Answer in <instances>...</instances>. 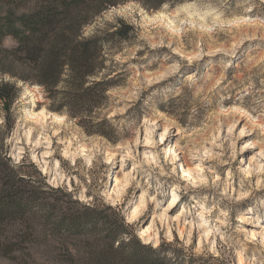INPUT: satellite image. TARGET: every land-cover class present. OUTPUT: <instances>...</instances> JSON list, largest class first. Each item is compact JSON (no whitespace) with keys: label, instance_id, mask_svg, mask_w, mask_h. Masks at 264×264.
<instances>
[{"label":"rangeland","instance_id":"1","mask_svg":"<svg viewBox=\"0 0 264 264\" xmlns=\"http://www.w3.org/2000/svg\"><path fill=\"white\" fill-rule=\"evenodd\" d=\"M41 1L0 0V27L9 12L29 14ZM126 25L125 36L104 41L103 62L87 78V86L110 81L91 112L51 110L59 98L0 70L20 90L10 113L0 102V144L46 205L5 225L1 239L15 250L0 253V264H130L137 239L160 250L162 264H264V0L159 9L125 0L80 37ZM15 45L4 39L0 62ZM43 108L66 118L32 116ZM90 208L106 225L71 224Z\"/></svg>","mask_w":264,"mask_h":264},{"label":"trees","instance_id":"2","mask_svg":"<svg viewBox=\"0 0 264 264\" xmlns=\"http://www.w3.org/2000/svg\"><path fill=\"white\" fill-rule=\"evenodd\" d=\"M123 1L43 0L41 7L29 14L18 16L9 12L0 27V44L6 37H12L16 45L3 50L4 61L0 62V70L24 83L40 84L49 98H59L58 104L49 105L51 110L67 111L75 116L83 111L91 112L94 105L99 103L97 99L107 92L110 81H97L87 86V78L96 74L103 62L104 41L109 39L107 37L125 36L129 26L119 28L105 37L99 34L88 38L80 36L85 24L107 7ZM137 1L142 2L147 9H159L174 0ZM60 87L63 89L60 90ZM19 92L15 83L0 81V102L7 113L12 111ZM40 191L28 175L22 173V165L12 163L4 145L0 144V253L7 255L15 250L12 241L3 242L1 239L6 224L24 218L35 207L46 208L39 200ZM90 209V215L84 213L71 218V224L79 229L87 224L95 227L98 223L106 225L108 217ZM116 237L111 241L112 246L118 242L115 241ZM123 248L124 244L117 249ZM136 248L141 252L131 253L125 259L130 264H162L165 261L157 255L160 250H153L138 239Z\"/></svg>","mask_w":264,"mask_h":264},{"label":"bare ground","instance_id":"3","mask_svg":"<svg viewBox=\"0 0 264 264\" xmlns=\"http://www.w3.org/2000/svg\"><path fill=\"white\" fill-rule=\"evenodd\" d=\"M158 16H161V17H165L166 16V14H164V13H161L160 15L158 14ZM175 29V28H174ZM26 94H29V95H32V92H30L29 90H27L26 91ZM32 116L33 117H35V118H38V117H41V116H43V118H52L54 121H59V122H62L65 118H66V116L65 115H61V114H54V113H52L51 111H49V110H47L46 108H43L40 112H38V113H32ZM178 133H180V134H182V132L179 130L178 131ZM44 152V155L42 156V157H44V158H46V157H48V156H51V154H52V150L48 147V149H46V150H44L43 151ZM56 163H55V166L56 167H60L61 166V163H60V161L59 160H56L55 161ZM45 171V170H44ZM45 173V172H44ZM173 199H177L176 197H174ZM142 211H143V207L142 206H138L137 208H136V210H134V213H133V215H132V217L131 218H136V217H138V216H141V214H142ZM163 218V217H162ZM148 230H151V227H147V229L146 230H144V233H146ZM205 232H209V230H204ZM150 235L151 234H146V237H145V239L144 240H146L145 242L146 243H149L151 240H150Z\"/></svg>","mask_w":264,"mask_h":264}]
</instances>
